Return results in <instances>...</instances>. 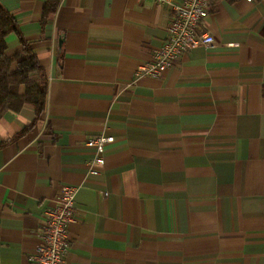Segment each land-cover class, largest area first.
Instances as JSON below:
<instances>
[{"label": "crops", "instance_id": "0c3cea01", "mask_svg": "<svg viewBox=\"0 0 264 264\" xmlns=\"http://www.w3.org/2000/svg\"><path fill=\"white\" fill-rule=\"evenodd\" d=\"M0 1L48 81L41 119L30 103L0 118V264H36L64 185L78 188L65 264H264V0H215L209 44L160 77L136 71L168 5L60 0L45 18L48 0ZM102 133L115 140L93 175L86 142Z\"/></svg>", "mask_w": 264, "mask_h": 264}, {"label": "built area", "instance_id": "2783aa9c", "mask_svg": "<svg viewBox=\"0 0 264 264\" xmlns=\"http://www.w3.org/2000/svg\"><path fill=\"white\" fill-rule=\"evenodd\" d=\"M168 5L173 12L166 39L155 51L153 59L141 64L137 76L160 77L174 66L176 61L199 45H208L206 33L198 28L209 15L215 0H157ZM253 3L257 0H244ZM115 140L113 135L95 134L88 138L86 146L94 152L90 172L99 175L106 165L105 147ZM77 187L64 185L53 204L44 211L40 242L35 248L36 264H65L69 247L68 230L77 221Z\"/></svg>", "mask_w": 264, "mask_h": 264}, {"label": "trees", "instance_id": "16d2710c", "mask_svg": "<svg viewBox=\"0 0 264 264\" xmlns=\"http://www.w3.org/2000/svg\"><path fill=\"white\" fill-rule=\"evenodd\" d=\"M59 2L47 1L45 18L55 13ZM11 33L19 36L21 49L8 55L7 36ZM21 86L25 88L23 92ZM47 91L48 81L43 65L31 43L23 37L17 19L0 1V118L6 111H19L30 103L35 106V121H38L45 112Z\"/></svg>", "mask_w": 264, "mask_h": 264}]
</instances>
